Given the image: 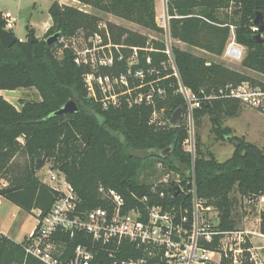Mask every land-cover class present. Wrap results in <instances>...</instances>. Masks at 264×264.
<instances>
[{"label":"trees","instance_id":"1","mask_svg":"<svg viewBox=\"0 0 264 264\" xmlns=\"http://www.w3.org/2000/svg\"><path fill=\"white\" fill-rule=\"evenodd\" d=\"M77 1L166 37V29L157 21V0ZM167 9L170 43L167 38H150L113 22L102 27L98 15L58 1L49 8L53 23L43 38L33 40L35 31L28 26L26 40L18 38L10 48L0 40V91L33 87L41 96V100H21L19 109L0 93V177L9 181L8 187L0 189L1 196L26 212L41 210L43 215L47 214L61 195L37 175L50 163L53 169L65 174L82 210L107 204L101 188L115 190L129 207L141 205L140 198L145 195L150 196V203H160L163 200L159 194L165 191L169 194L167 203L183 201L185 207L191 208V194L172 196L175 182L168 185L140 180L147 168L146 160L154 155L169 170L181 173V185L188 184L193 159L184 150L190 136L187 123L159 129L152 122L154 114L161 111L173 115L182 108L183 113L188 112L181 91L183 85L201 101V106L193 110L196 127L201 128L204 117L209 116L213 131L235 146L230 158L219 161L212 153L204 154L201 137L197 135L194 164L198 198L218 210L221 230L237 229L236 193L249 199L264 196V148L234 136L228 127H223L226 117L237 116L243 109L238 100L211 96L227 84L256 80L223 63L184 50L176 41L221 56L233 26L237 42L247 48L243 66L264 74V43L256 38L259 31L254 30L257 12L264 15V0H167ZM5 25L0 9V28ZM55 33L65 38L82 33L86 39L100 33L105 43L111 40L119 46L113 47V66L100 69L103 74L128 76L132 91L121 97L119 106L105 109L101 102L88 98L84 75L91 67L78 65L74 50L59 40L48 45L47 38ZM134 48L138 60L130 65ZM130 69L132 75H128ZM138 70L144 72L143 78L134 76ZM140 94L144 100L135 103ZM69 100L77 102L79 111L55 115ZM167 148H171L170 154L165 153ZM19 155L25 158L24 164L16 162ZM260 219V232L264 234V202ZM219 238L211 243L202 241V246L219 249ZM77 243L78 240L70 246ZM24 245L25 241L17 242L0 233V264H45L27 256ZM248 247L249 243L245 245ZM244 256L243 264H255L250 252L246 250ZM221 264H233V259L223 256Z\"/></svg>","mask_w":264,"mask_h":264},{"label":"built area","instance_id":"2","mask_svg":"<svg viewBox=\"0 0 264 264\" xmlns=\"http://www.w3.org/2000/svg\"><path fill=\"white\" fill-rule=\"evenodd\" d=\"M2 17L6 23L4 29L13 33L17 18L11 11L2 12ZM166 22L165 29L169 39V16ZM232 30L233 37L228 42L225 56L232 61H242L246 51L244 46L237 42L233 26ZM254 30H258V27L255 26ZM107 36L110 38L109 34ZM89 40L91 44L83 51V55L73 46L78 65L93 67V60L88 56L96 51L101 52L100 49H103L102 52L106 50L108 55H99L97 58L98 72L90 71L84 75L88 95L91 99L101 102L105 109L111 105L119 106L121 97L132 91L128 76L103 74L100 71L102 67L113 66V47L118 49L119 46L114 45L111 40L105 43L100 33L91 36ZM59 41L65 43V37H60ZM66 45L65 47L69 46ZM134 50L130 65L138 60L137 49ZM122 59L123 55L120 53L119 60ZM128 75H132L131 69ZM143 75L142 70L134 74L138 78H143ZM181 91L187 101V113L193 122V110L201 106V101L183 85ZM211 97L232 98L243 106L264 114V79L227 84ZM151 99V96L147 97L148 102H151ZM143 100L144 95L140 94L134 102L141 103ZM156 115L157 113L154 114L152 122H155ZM188 139L191 141L189 151L193 166L187 182L188 187L181 186L182 193L192 195L191 208L185 207L184 204L178 207L176 204L167 203L169 194L165 191L159 194L163 200L160 203H150V196L145 195L140 198L141 205L129 207L115 190L101 188L103 196L107 198V204L91 210H82L80 199L65 174L51 167L47 171L48 177L40 180L58 190L61 195L47 214L43 215L41 210H35L37 224L34 231L24 240L26 255L33 256L45 264H221L222 257H229L231 253L233 261L237 263L239 255L244 253L243 246L248 232L239 229L221 230L218 210L213 206H206L204 201L198 198L193 135ZM8 186L9 181L0 177V189ZM172 196L176 197L174 194ZM1 197L0 195V204ZM261 198L264 202V196ZM215 210L217 220L208 216V213ZM216 237H220L219 249L202 246V241L211 243ZM76 240L78 243L71 247ZM251 260L258 264L254 256Z\"/></svg>","mask_w":264,"mask_h":264},{"label":"rangeland","instance_id":"3","mask_svg":"<svg viewBox=\"0 0 264 264\" xmlns=\"http://www.w3.org/2000/svg\"><path fill=\"white\" fill-rule=\"evenodd\" d=\"M57 0H0L1 10L4 12L11 11L14 16L17 18L13 33L17 38H27L29 30L28 26L31 28L33 26L37 29L38 32H41L44 29L45 23L49 20V8L51 4ZM73 4V5H72ZM72 6L79 7L83 10H86L90 13L98 15L101 20V26L105 27L108 22H113L115 24L130 28L132 30L143 33L150 38H167L166 34H158L154 31H150L140 24L132 22L130 20L123 19L114 14H109L98 9L86 6L82 3H71ZM156 12H157V21L159 25L164 28L167 26L168 20V9H167V0H157L156 1ZM233 31V30H232ZM233 37V33L230 39ZM264 38V33H263ZM230 41V40H229ZM91 41L86 39L82 33H79L77 36L72 38H65L64 46L69 45L73 49L75 47L76 51L82 52L90 46ZM171 40H169V43ZM179 47L184 49L193 50V52L198 55H203L209 61L223 63L226 66L236 69L238 71L244 72L254 77V79H264V74L247 69L243 66L242 61H232L225 56V51L221 56L210 55L204 53L198 49H195L191 46H186L184 44L176 42ZM241 45V44H240ZM243 46V45H242ZM245 48V56L247 54V48ZM74 50V49H73ZM101 52L96 51L90 53L88 58L93 60V67H91L92 72H98V62L97 58L99 55L105 56L108 53L103 49H100ZM62 49L59 50V56H61ZM245 58V57H244ZM129 61L133 59L129 58ZM85 81V80H84ZM4 97L14 104L17 108H21V100H41V96L36 88H22L16 91H0ZM88 95V92H87ZM88 98L89 95H88ZM91 99V98H90ZM93 100V99H92ZM172 116L167 111H161L155 116V125L159 129L175 127L172 123ZM183 121H185L189 128V134L193 135L194 148L196 150V141L197 135L201 137L202 150L205 155L212 153L213 156L219 161H225L230 158L234 151L235 146L233 143L223 140L219 135L213 131V124L209 116L204 117L201 128H197L195 121H191L187 112L183 113ZM223 127H228L231 133L234 136L243 138L245 141L252 142L260 148H264V114L261 112L243 106V109L240 111L239 115L234 117H226L224 120ZM191 141L187 139L184 143V150L190 153ZM155 153H159L156 151ZM25 158L22 155H19L16 159V162L24 164ZM145 168L141 175L140 180L142 182H147L151 184H158L165 182L171 184L175 182L178 186H181L183 182V177L181 173L169 170L168 167L161 162L157 156H152L150 159L146 160ZM52 164L48 163L41 170L37 172V175L40 179L47 178V171L51 168ZM193 166V164H192ZM184 169V167H182ZM167 181V182H166ZM183 186V185H182ZM181 186V187H182ZM184 187V186H183ZM235 197L238 198V203L235 207V216L237 221V229L244 230L247 233L246 243L244 244V252L247 250L251 253V257L257 260L258 264H264V234L260 232V215L263 210V201L262 198L249 199L240 198L236 193ZM183 204V201L176 204L178 207ZM215 210L213 213H208V216H212L213 219L217 220ZM36 225V216L35 211L29 213L15 207V204L6 199L2 198V204H0V231L5 233H11V235L16 237L18 241H21L26 236H29L35 228ZM249 243L251 247L245 248V245ZM237 248L236 246H234ZM229 258H232L230 253ZM245 256L244 253L239 255V261L233 264H243ZM233 259V258H232ZM219 260V255L217 256ZM211 264H218L217 262H212Z\"/></svg>","mask_w":264,"mask_h":264},{"label":"water","instance_id":"4","mask_svg":"<svg viewBox=\"0 0 264 264\" xmlns=\"http://www.w3.org/2000/svg\"><path fill=\"white\" fill-rule=\"evenodd\" d=\"M255 26L258 27V34H256V38L261 42L264 43L263 33H264V15L261 11L257 12L256 17L254 19ZM61 37L60 33H55L47 38L48 45H54L59 38ZM17 37L9 30L4 28H0V40L7 48H10L13 44L16 43ZM33 40H38V38L32 35ZM79 111V106L75 100H69L62 108L56 111L55 115H61L66 113H76ZM172 123L174 126H181L183 123V109H177L173 116H172ZM230 139V137H228ZM165 153L170 154L171 148H167ZM188 186H186L187 188ZM183 188L181 186L175 187L174 195L177 196L178 194L182 193Z\"/></svg>","mask_w":264,"mask_h":264},{"label":"crops","instance_id":"5","mask_svg":"<svg viewBox=\"0 0 264 264\" xmlns=\"http://www.w3.org/2000/svg\"><path fill=\"white\" fill-rule=\"evenodd\" d=\"M57 1L60 2L61 4H67V5H71L72 2H73V3H80V2L77 1V0H57ZM54 2H55V1H54ZM72 5H73V4H72ZM0 9H1V7H0ZM2 12H4V11L2 10ZM52 23H53V22H52V18H51V16H50L49 20L45 23L44 29H43L41 32H38L37 29L34 28L33 26H31V28L34 29V31H35V35H36L37 38H43V37L45 36L46 32L48 31V29L51 27ZM19 39L26 40L27 38H22V37H21V38H19ZM176 42L188 46V45L185 44L184 42H181V41H176ZM180 48H182V47H180ZM193 48H195V47H193ZM182 49H184V48H182ZM195 49H198V48H195ZM184 50H188V49H184ZM198 50H200V51H202V52H204V53H207V54L212 55L211 53H208V52H206V51H204V50H202V49H198ZM189 51L193 52V50H189ZM193 53L196 54V55H198V54L195 53V52H193ZM200 56H203V55H200ZM2 198H4V197L2 196L1 199H2ZM15 207H17V208L20 209V210H23V209H21V208H20L19 206H17V205H15ZM23 211H24V210H23ZM34 211H35V210H34ZM36 224H37V220H36ZM35 226H36V225H35ZM0 233L7 235L8 237L14 239V240L17 241V242H22V241H24V240L26 239V238H25V239H23V240H21V241H18V240L16 239V237H14V235H13V236L11 235V233H10V234H9V233L7 234V233L2 232V231H0ZM26 237H27V236H26Z\"/></svg>","mask_w":264,"mask_h":264}]
</instances>
